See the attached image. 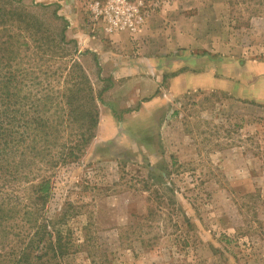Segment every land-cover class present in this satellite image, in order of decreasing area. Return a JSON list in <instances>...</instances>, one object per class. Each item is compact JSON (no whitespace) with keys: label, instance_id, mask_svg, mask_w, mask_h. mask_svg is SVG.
<instances>
[{"label":"rangeland","instance_id":"374dc122","mask_svg":"<svg viewBox=\"0 0 264 264\" xmlns=\"http://www.w3.org/2000/svg\"><path fill=\"white\" fill-rule=\"evenodd\" d=\"M75 1L87 11L82 4L80 18L66 19ZM92 1L0 0V82L14 78L9 94H39L40 41L63 27L68 53L50 69L75 61L95 96L123 80H113L110 57L135 58L143 47L190 57L189 88L165 75L157 108L126 96L96 102L86 143L47 174L48 197L34 200L30 183L16 184L13 202L27 207L9 222L0 264L30 242L22 264H264V5L131 0L138 25L112 40L102 17L87 18ZM21 67L32 74L19 76ZM202 71L218 87L195 76ZM62 78L54 76V95Z\"/></svg>","mask_w":264,"mask_h":264},{"label":"trees","instance_id":"16d2710c","mask_svg":"<svg viewBox=\"0 0 264 264\" xmlns=\"http://www.w3.org/2000/svg\"><path fill=\"white\" fill-rule=\"evenodd\" d=\"M241 3L262 6L264 0H241ZM40 6L49 5L41 4ZM255 13L259 14L260 11L253 9L249 15L253 16ZM54 15L59 18L56 14ZM64 30L65 27L58 33L57 38L47 35L44 37V42L43 38L40 41L41 57L45 58H43L45 70L42 71L44 81L40 82L38 95L9 94V84L14 78H4L0 82L1 248L9 230H12L9 222L18 216L24 206L27 207L26 204L20 207V201L13 202V199H17L14 195L17 190L16 184L30 183L34 200L40 201L47 198L50 191V177H48L50 175L47 174H51L60 164L75 158L76 150L86 143L97 124L96 102L102 103L101 95L106 89H102L95 96L88 77L84 73H76L80 69L75 61L63 68L59 65L54 71L50 69L49 63L64 58L68 53L66 45L71 41L65 39ZM19 72V76L29 77L32 69L21 67ZM59 72L63 78L56 83H60L63 94L54 95L53 80ZM20 84L22 85L21 81ZM66 130H69V133L63 139L64 135L61 134ZM45 225L42 224L39 228L43 229ZM32 244L31 242L27 244V247L19 250V253L8 255L6 262L18 264L27 260L25 250L32 249ZM53 256L56 257V255Z\"/></svg>","mask_w":264,"mask_h":264},{"label":"crops","instance_id":"0c3cea01","mask_svg":"<svg viewBox=\"0 0 264 264\" xmlns=\"http://www.w3.org/2000/svg\"><path fill=\"white\" fill-rule=\"evenodd\" d=\"M92 1V0H91ZM96 0H93V4ZM98 1V0H97ZM76 5V14L79 13V15L75 14V9L72 8L69 9L70 16L66 15V11L63 10L62 14L66 19H77L80 18L81 15V9L78 6L85 5L86 9V3H79L75 1ZM92 13L89 14L87 12V18L91 17ZM144 27L140 30V34L143 33ZM75 32V38L78 39L79 37H83L82 32L79 30H71L70 33L74 34ZM115 32V33H114ZM111 33V39L116 40L119 37H123V35L128 36V32L122 30V32L114 31ZM139 34V39L141 38L142 34ZM136 34L134 33V36ZM90 40V39H89ZM141 44V43H140ZM89 51L97 52L98 54L102 53V50L99 49L97 46H94L93 48L87 47ZM116 48V47H115ZM151 48V47H150ZM127 49V47H126ZM153 53H145L144 47L139 50L138 56L135 58H128V56L119 57V55H116L114 57H110V66L113 68L112 70V78L115 79H123L119 84H116L112 88L103 92L101 95L102 100H104V96H107L108 98H118L119 96H126L131 103L134 101H141V103L144 106H149L151 108H157V106L162 104L161 97L158 95L157 92L159 90V83L163 80L165 75H169L171 83L180 82L183 85V90H187L189 88L188 81L190 77V57H182L181 58H172L171 56H167V54H159L157 49H151ZM149 50V52H151ZM110 52H113L110 50ZM164 53H166L164 51ZM107 61H101L99 63L100 66L105 64ZM201 80L202 77L208 78L209 82L214 85V87L217 86L218 81L215 78V75L211 72L202 71L200 73H197V75ZM220 82V81H219ZM218 87V86H217ZM185 88V89H184ZM147 103V104H146ZM107 106L101 107V114L107 112L106 108Z\"/></svg>","mask_w":264,"mask_h":264},{"label":"built area","instance_id":"2783aa9c","mask_svg":"<svg viewBox=\"0 0 264 264\" xmlns=\"http://www.w3.org/2000/svg\"><path fill=\"white\" fill-rule=\"evenodd\" d=\"M131 0H108L106 4H99L96 0L93 4V17H102L107 23V31L112 33L120 30L134 31L140 18H133L134 14L130 9ZM109 15V18L107 16ZM133 18V22H132Z\"/></svg>","mask_w":264,"mask_h":264}]
</instances>
